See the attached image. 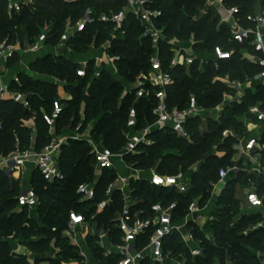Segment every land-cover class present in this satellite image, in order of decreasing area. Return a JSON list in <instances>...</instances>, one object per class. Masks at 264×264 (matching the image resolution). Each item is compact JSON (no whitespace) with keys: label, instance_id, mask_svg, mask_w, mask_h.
I'll return each mask as SVG.
<instances>
[{"label":"trees","instance_id":"1","mask_svg":"<svg viewBox=\"0 0 264 264\" xmlns=\"http://www.w3.org/2000/svg\"><path fill=\"white\" fill-rule=\"evenodd\" d=\"M148 1L153 9L161 12L156 23L163 28L166 35V39L160 42V57L164 70L174 79L173 85L168 88L170 107L185 108L190 97L195 95L200 105L214 108L220 104L224 91L227 90L221 78L231 77L233 80L245 81L247 78L254 79L264 69L242 58L240 50L244 45L233 41L231 29L226 23L218 24L220 14L213 8L207 7V12L202 17L194 18V14L201 8L199 0H167L163 5L160 0ZM258 1L264 5V0H226L225 4L238 6V16L242 18L243 24L252 26L246 16L254 14ZM124 5V0H34L20 12H16L8 10L6 0H0V39L15 43L27 37L34 42L42 29L48 28L46 44L55 46L59 43L67 23H77L86 10L91 9L93 21L69 42L73 52L82 53L91 44L100 48L110 39L108 54L118 57L115 62L118 72L126 75L128 81H132L141 72H147L151 68L150 58L154 52L151 41L142 37L143 27L132 14L118 29L113 22L99 20L101 14L119 12ZM112 35L116 37L112 38ZM176 45L192 47L195 53L206 54L208 57H211L216 46L227 51L234 50L235 53L231 59L224 60L219 69L211 62L201 68L198 60L189 68L182 64L172 66L173 48ZM248 49L251 50V47ZM15 59L16 56L9 63H14ZM31 68L42 74L56 73L61 79L68 81L65 89L71 98L61 99L66 106H63L57 122L58 133L68 126H76L79 122L83 123V127L92 123L93 137L105 147L117 152L125 145L128 114L136 101V92H126L119 102L117 94L123 89V84L113 78L110 69H98L92 59L87 64L86 76L81 77L77 74L79 62L64 55L53 54L38 58L31 63ZM97 70H100L99 76L95 75ZM20 76L22 86L13 88L31 94L32 108H24L10 99H0V154L4 155L16 148L25 150L32 145L36 150H41L51 139L43 113H51L53 102L58 98L57 85L45 80H35L25 74ZM150 88V96L139 99L135 104L139 120L138 130L156 120L152 111L156 105L154 93L157 88ZM44 97L50 100L45 102ZM259 102L264 104V85H258L255 91L248 90L242 103L235 101L227 106L219 120H208V128L204 131L200 127V117L192 118L187 125L191 140L180 138L167 128L153 131L150 137L155 141L154 144L144 145L141 153L126 157V161L133 168L149 170L160 159V163L156 165L159 173L177 175L179 171L187 172L195 163L201 162L204 152L207 153V158L192 173V184L186 194L174 188L154 186L145 179L132 180V209L149 213L153 203L168 205L176 201L174 220L178 221L187 214L194 199L198 198L200 206L204 207L212 196L213 183L218 181L219 168L226 165L234 153L236 138L225 137L224 131L237 129L242 123L236 120L238 113H246L249 106ZM39 105L45 109L40 110L37 108ZM30 119L35 120V131L26 124ZM214 146H217V151H225L226 155L219 157L213 154ZM173 148L180 149L181 154L174 152ZM94 163L91 147L86 142L71 141L64 147L60 159V166L66 176L64 181L47 182L35 170L31 184L40 199L35 216L27 208L17 210V195L21 183H11L8 176L0 171V264H63L71 259H83L78 247L72 245L68 237L63 236L68 213L76 210L87 216L92 214L96 210V204L103 199L106 188L117 175L115 170H104L96 186V200L88 204L89 207L79 204L77 188L81 183L93 180ZM251 178L259 183L260 189H264V181L254 175ZM247 179L242 175L238 180L229 181L217 198V210L210 220L214 232L213 241L200 229L194 232V224H190L194 236L202 241L203 255L192 257L178 234L166 239L165 251L171 250L175 254L185 255L190 264H206L216 258L223 260L222 264H225L227 255L233 264H263L256 252L264 251V226L250 229L258 223L260 215L246 212L237 215L241 201L234 198V187L238 185L237 181L245 182ZM123 204V195L118 190L113 195L112 203L97 216L99 223L112 229L115 242L118 241V231L111 220L122 209ZM10 238L19 239L20 244L33 255V259L25 254L11 252ZM53 242L60 249L56 257L50 256ZM88 244H91V252L96 253L99 264H119V256H105L94 238L90 237ZM43 255L48 258H43Z\"/></svg>","mask_w":264,"mask_h":264},{"label":"built area","instance_id":"2","mask_svg":"<svg viewBox=\"0 0 264 264\" xmlns=\"http://www.w3.org/2000/svg\"><path fill=\"white\" fill-rule=\"evenodd\" d=\"M33 1L10 0L8 9L9 11L20 12L24 6L30 5ZM124 2L125 5L119 12L103 13L100 15L99 20L102 22H113L118 29L123 26L127 17L132 14L143 27L142 37L148 38L154 49L150 58L151 68L149 74L143 75L140 79V84L134 86V89H137L136 101L129 110L125 145L117 152L105 147L93 137L92 123L83 127V123L79 122L76 126H68L64 132L58 133L57 122L64 107L60 100H55L51 113L45 111L43 113L44 121L49 128L50 141L41 150H36L32 145L25 150L16 148V150L7 155H0V171H3L8 176L11 183L22 182L24 181L27 164H33L34 170H37L45 181L50 183L64 181L66 176L60 166L64 147L71 141L86 142L91 147V152L94 155L95 171L92 181L81 183L78 186V203L88 206V204L96 200V186L104 170H115L117 175L106 188L103 199L96 204V210L92 214L87 216L76 210L69 211L63 236L68 237L70 243L78 247L83 259L87 255L84 251H81V242L91 237L103 249L105 256H119V264H182L180 259L185 257V255L175 254L171 250L165 251L166 239L173 234H178L193 257L203 255L202 242L194 236L193 228H191L190 224H197L198 220L202 218L201 211L209 202L204 207H201L199 199H194L188 208L187 214L178 221L174 220L177 208L176 201L168 205L160 202L153 203L149 213L144 210H133L132 204L134 201L132 199L131 182L132 180L142 179V173L146 170L133 168L126 161V157L131 154L141 153V147L144 145L154 144L155 141L150 137V134L157 129L167 128L178 137L191 140L187 125L192 118L200 117L201 122L204 123L201 130L204 131L208 128V120H219L224 114L226 107L235 101L242 103L243 96L235 99V101H224L214 108H206L199 104L195 95H192L185 108L170 107L168 88L173 85L174 79L168 71L164 70L160 57V42L166 39L163 28L156 23V19L161 12L153 9L148 0H124ZM225 2L226 0H209L208 8L214 7L225 10L227 16L222 18V22L230 27L233 41L244 45V48L240 50L242 58L264 67V5H260L258 9H255L254 14L246 16V20L252 26H245L242 18L238 16L239 7L227 6ZM206 12L207 9L201 11L200 17ZM92 21V10L87 9L84 16L77 23L71 24L68 22L59 43L52 46L55 56H59L57 47L60 45L64 48L63 54L66 50L73 51L69 44L70 40L76 34L83 32L87 24ZM48 36L49 29L43 28L35 41L28 45L27 51H39L45 46ZM115 37L116 35H112V38ZM110 45L111 40L109 39L99 48L105 56L104 59L100 57L94 59L99 69L105 63L106 67H112L117 70L115 62L118 57L108 54ZM249 46L251 50L248 49ZM19 49V41L13 43L9 42L8 39H0V99H10L24 108L31 109V94L13 88L14 86H22L21 76L16 74L10 82H6L2 71L3 67L7 66ZM173 51L172 66L182 64L189 68L198 60L201 68L211 62L216 69L220 68L224 60L231 59L235 53L234 50L227 51L221 46L215 47L211 57L206 54L199 55L195 53L192 47L178 48L176 46ZM183 51H186L187 54H184ZM88 62L89 60L79 62L78 76H86ZM95 75L99 76L100 72L95 73ZM255 79L264 83V69L256 75ZM221 80L224 79L221 78ZM147 87L157 88L154 93L156 105L152 111L156 120L153 124L138 130L139 120L135 104L139 99L150 96V93L147 92ZM129 91L131 89L127 92ZM198 112L200 113L199 115ZM244 123L246 128L255 123L254 128L257 129L260 125V131L253 136L233 133L230 130L224 131L223 135L225 137L234 136L236 143L234 144V153L229 162L219 168L218 181L213 183L212 194L222 193L229 181L238 180V177L243 175V177L248 178L247 181L237 182L249 207L246 214H257L264 218V189H260L259 183L251 178V175H254L264 181L263 102L249 106L245 114ZM0 128H2L1 121ZM215 148L217 149V146ZM219 152H221L219 155H222V157L226 155L225 151ZM149 171L148 181L154 186L174 188L182 194H186L190 190L192 179L182 172L178 175H170L161 174L156 168H152ZM20 186L21 189L17 195V210L20 211L23 208H27L31 215L35 216L40 204L39 196L31 183L27 185L21 183ZM118 190L123 195L124 204L122 209L117 211L111 220L113 227L118 231V241L115 242L112 229L99 223L97 216L112 203L113 195ZM216 210L217 207L212 209V213L216 212ZM194 213L198 214L197 219H194ZM213 217L214 213L212 214V219ZM262 226H264V222L258 223L255 227ZM40 264H48V262H41Z\"/></svg>","mask_w":264,"mask_h":264},{"label":"rangeland","instance_id":"3","mask_svg":"<svg viewBox=\"0 0 264 264\" xmlns=\"http://www.w3.org/2000/svg\"><path fill=\"white\" fill-rule=\"evenodd\" d=\"M6 1H7L8 4L10 3V0H6ZM12 1H21V0H12ZM156 1L157 0H155V2ZM166 2H167V0H160L161 5H163ZM208 2H209V0H199V3L201 4V8H200V10H199V12L197 14H194V18H199L200 17V14H201V11H203L207 7H209V3ZM213 9L215 10V12H217L218 14H220L219 11H218V9H216L214 7H213ZM222 16L223 17L226 16L225 11H222ZM222 16L219 15L220 18L218 20V24H222L223 23L222 22ZM19 43H20V47L23 48L26 53H24V55L22 57L20 55L19 56L17 55L16 59L14 60V63H15L14 65H17L16 66V70H26L27 69V66L30 65L31 62H35L36 60H38V58L37 57H33V55H31L30 53H27L26 49H27L28 45H30V44L33 43L27 37H25L22 40H19ZM177 47L180 48V46H177ZM98 50H99V48H95L91 44L87 50H85V51H83L82 53H79V54H81L83 58H86L87 56H92L94 54V51H98ZM183 52H184V54H187L186 51H183ZM103 67L104 68H107V69H110L109 71H110L111 75L113 76V78L115 80L121 82V84H123V89L120 90V92L117 94V96L119 98V102L123 99V96L126 94V92L129 89L134 90V92H136L137 89H134V86L139 85L140 84V79L142 78V76L143 75H146V74H149V72H150V70L147 71V72H141L139 75L136 76L135 79H133L132 81H128L127 78H126V75L124 76L123 74L119 73L118 70H115L112 67H110V68L109 67H106L105 63L102 65V67L100 69H102ZM31 70L35 71L32 68H31ZM97 72H100V70H97L95 73H97ZM44 78H45V80L49 81L50 83L57 82V84H58L57 85V92H60V95L58 93V98H56L55 100H60L61 103H62V105L63 106H66L65 102H63V100H61V99L62 98L65 99L67 96H69V92L66 91V89L64 87L65 84H66V82H68L67 79H61L60 76L56 75V73H47V74H45ZM223 79L224 80H221V82H223V84L226 85L227 90L224 91L223 99L220 102V104L222 102H224V101H227V100H234V99H237V98L239 99V98H241V96H243V98H244V96H246L248 90L245 91V92L244 91H242V92H239L238 91V88H241V85H242V83H244V81L237 80V79L236 80H233L231 77H225ZM151 90L152 89L150 87H147V92H149L150 94L152 93ZM44 100L46 102V101H49L50 99L47 98V97L46 98L44 97ZM133 101H135V99ZM83 106H84V103H82V105H81V112L83 110ZM37 108H40V110L41 109H45L44 106H40V105ZM245 114H246L245 112L244 113H241V114L238 113L236 120H237L238 123H240L239 121H241L242 123H240V125H239V127L237 129L240 130V131H242V133H239V134L249 135V128H246V127L244 128V126H245V123H244L245 122ZM203 124L204 123H201L200 124V127H202ZM237 129L231 128L229 130L232 131L233 133H238L239 131ZM64 131H65V128L62 130V132H64ZM215 147L216 146H214L213 147V150H212L213 151V154L217 150ZM172 150L174 152H176L177 154H181V150L180 149L173 148ZM0 155H2V154H0ZM205 158H207V153L206 152H204V154L202 156V159H201L202 160L201 162H203L205 160ZM201 162L195 163L193 166H191V169L190 170H188L187 172H184L183 174L184 175H188V176L191 177L192 176V173L195 170L199 169ZM159 163H160V159L156 160L155 164L157 165ZM156 165L153 166V167H157ZM30 167H31V165H30ZM180 173H181V171L178 172V174H180ZM20 183L24 184L23 181L20 182ZM234 188H235V190H234V198L239 199L241 201L240 202V205H239L240 206V210H239L238 213L236 212L237 215H239L240 212L241 213L247 212L249 210V207H248L247 201L245 199V196H244V194H243V192L241 190L240 185L238 184ZM210 200H211V202H210ZM214 200H218V199H216L215 194H212L211 198L208 200L209 201L208 205L201 211V215L202 216H204L208 212H210V208H211ZM261 222H264V218L263 217H260L259 218L258 223H261ZM204 224H206L205 221L202 222V225H204ZM256 225L251 226L250 229L251 230H255L256 229V227H255ZM193 228H194V232H198V230H199V227L198 226L194 225ZM9 240H10V244H11V252H17L19 254H25V256L29 257L30 259H33V257H32L33 255H31V253L28 251V249H25L24 246H22L20 244L21 241L19 239H13V238L11 239L10 238ZM88 247H89V250H90L92 248L91 247V244H88ZM91 251L92 250L89 251V254H91V255L89 256V263L88 264H90V262H95V263H98L99 264V261H98L99 259L97 258L96 253L95 252H91ZM261 253L264 256V251H261ZM43 258L47 259L48 257H47V255L46 256L43 255ZM73 260L74 259H71V260H69L67 262H63V264H69V263L73 262ZM180 260H182V264L183 263L184 264H190L189 263V259H187V257H183V258L181 257ZM218 260L217 259H214V260H212V261H210L209 263H206V264H217V262H220L222 264V261L223 260H221V259H218ZM260 262L264 264V260L263 259H260ZM201 264H203V263H201Z\"/></svg>","mask_w":264,"mask_h":264},{"label":"crops","instance_id":"4","mask_svg":"<svg viewBox=\"0 0 264 264\" xmlns=\"http://www.w3.org/2000/svg\"><path fill=\"white\" fill-rule=\"evenodd\" d=\"M260 5H262V3H261V1H258L256 3L255 9H258V7H260ZM218 11H219L220 15L222 16V11H225V10L218 9ZM226 16H227V14H226ZM226 16H224V17H226ZM222 18H223V16H222ZM107 46H108V43H107ZM26 51H27V49H26ZM54 52H55L54 51V48L52 46L48 45V44H45V46H43L37 52L27 51V53H30L31 55H33V57H37V58L45 57V56L50 55V54L55 55ZM24 53H26V52L24 51L23 48L20 47L19 51L16 53L15 56L17 57V55L18 56L20 55L22 57L24 55ZM63 55L66 56L67 58L73 60V61H76V62H83L85 60H92V59H95L96 57H100V58L104 59V57H105L102 50L101 51L100 50L94 51V54L92 56H87L86 58H83L82 55L79 54V53H75L73 51H67V50L65 51V53ZM14 64L15 63H8L7 66L3 67V70L2 71H3V75L5 76V81L6 82H10L12 80V77L14 75H16V74H19V75L25 74V75H27V76L35 79V80H45V78H44L45 74H42L40 72H37V71L35 72V71L31 70V67H30L31 64L27 66V69L28 70L27 69L26 70H16V66L17 65H14ZM45 81H47V80H45ZM54 84L58 85L57 82H54ZM263 84L264 83L262 81L256 80L255 78L254 79H248L247 78L244 81V83H242L241 88H238V91L239 92H242V91L245 92L247 90L255 91L258 85H263ZM58 93L60 95V92H58ZM70 98H71L70 96H67L65 99H70ZM232 101H235V99L232 100ZM83 110H84V106H83ZM83 110H82V112H83ZM26 124L29 127H31L34 131L36 130L35 129V120L34 119L29 120L28 122H26ZM254 124L249 125V135H251V136H253L255 133H258L260 131V125L259 126L257 125L258 127H257V129H255L254 128ZM219 153H221V152L217 151V154H216V152H214V154H216L217 156L222 157V155L220 156ZM30 165H31V167H30ZM153 168H156L157 169V167H153ZM149 170H146V171H144L142 173V175H143V178L142 179H145V180H148L149 179L148 178L150 176V171ZM34 171L35 170H34L33 164H27L26 169H25V174H24V181H23L25 185L31 183V180H32ZM220 195H221V193L220 194L219 193L218 194H215L216 199ZM210 202H211V200H210ZM216 205H217V200H214V202H213V204H212V206L210 208V212H208L206 215L202 216V218H200L198 220L197 224H195L207 236V238L209 240H212V241L214 240V232H213V230L211 228L210 220L212 219V214L214 213V212L212 213V209H214L215 207H217ZM203 221H205L206 224L202 225V222ZM88 239L82 240V242H81V246H82L81 251H84L85 252V254L87 255L86 258H84V259H82L80 261L73 260V262H71L69 264H88L89 263V256L91 254H89V251L90 250H89V247H88ZM51 246L52 247H51V250H50V256L56 257L57 254H58V252L60 251V249L55 246V243L54 242L51 244ZM201 246H202V243H201ZM202 248H203V246H202ZM256 254L258 255V257L260 259H263L264 260V256L262 255L261 251H257ZM216 259L218 260V258H216ZM91 263L92 264H98V263H95V262H90V264ZM224 263L225 264H233V261L227 255V257L225 258V262ZM217 264H221V263L220 262H217Z\"/></svg>","mask_w":264,"mask_h":264},{"label":"water","instance_id":"5","mask_svg":"<svg viewBox=\"0 0 264 264\" xmlns=\"http://www.w3.org/2000/svg\"><path fill=\"white\" fill-rule=\"evenodd\" d=\"M63 50H64V48H63V46H58L57 47V54L58 55H63ZM200 113L198 112V115H199ZM198 218V214L197 213H194V219H197Z\"/></svg>","mask_w":264,"mask_h":264}]
</instances>
